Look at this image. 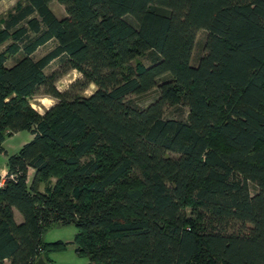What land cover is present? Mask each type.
<instances>
[{"label": "trees", "instance_id": "1", "mask_svg": "<svg viewBox=\"0 0 264 264\" xmlns=\"http://www.w3.org/2000/svg\"><path fill=\"white\" fill-rule=\"evenodd\" d=\"M50 1L0 16V151L32 135L5 159L0 264H50L66 246L42 238L53 223L76 226L83 264H264V0H56L62 17ZM39 88L56 99L43 112Z\"/></svg>", "mask_w": 264, "mask_h": 264}, {"label": "rangeland", "instance_id": "2", "mask_svg": "<svg viewBox=\"0 0 264 264\" xmlns=\"http://www.w3.org/2000/svg\"><path fill=\"white\" fill-rule=\"evenodd\" d=\"M25 0H0V16L7 17L10 13L14 12L20 5L24 4ZM49 7L55 13L57 17H62L65 14L64 7L62 4L57 2L56 0H52L49 2ZM130 19V18H128ZM207 31L205 29H200L197 32L196 42L193 49L192 55V63H197L198 58L200 55L204 53V42L207 37ZM10 42V39L3 42L0 45V50L5 47V45ZM55 44L54 39H50L43 45H40L34 52L33 57L37 58L47 52L50 48H52ZM19 55H15L7 59L6 64H12L15 59ZM143 63L149 64L150 63V56L146 53L140 55L138 57ZM135 61H133L134 63ZM59 68V61L58 59H53L45 68V73H50L52 70ZM81 77V72L77 68H72L62 74L56 81L55 85L59 90H64L69 87L71 82L75 79ZM95 88L93 83H90L85 89L83 90V94L88 95L90 94L93 89ZM157 95V89H151L145 93L139 95H130L134 101L138 104L144 105L150 101H152ZM29 103L33 108H35L39 112H43L44 109L51 106L56 99L52 96L43 93V89L39 88L37 92L30 97ZM188 113V107L182 104L179 105H167L164 109L165 116H176V117H186ZM31 133L26 130H19L13 132L12 134L8 135L4 141L2 142V146L4 151L9 154L12 152L17 151V149L29 139H31ZM0 151V166L3 165L5 162V152ZM31 178V173H29L28 180ZM45 186L44 182H40L39 188L42 190ZM255 183L251 182L252 191H255ZM21 220V216L19 221ZM77 231L76 226L73 223H53L50 226L46 227V229L42 233V238L46 241H55V240H62L66 242V246L64 249L59 251H54L50 253L51 262L50 264H83L87 262V256L85 255H78L76 253V243L73 241L74 235Z\"/></svg>", "mask_w": 264, "mask_h": 264}, {"label": "crops", "instance_id": "3", "mask_svg": "<svg viewBox=\"0 0 264 264\" xmlns=\"http://www.w3.org/2000/svg\"><path fill=\"white\" fill-rule=\"evenodd\" d=\"M5 154L7 155L6 152H5ZM6 155H5V159H6ZM6 171H7V170H6V166H5V162H4L3 165L0 166V178L2 179V183H3V181H4ZM29 173L32 174V169L29 170ZM28 176H29V175H28ZM13 216H14V219H15L16 221H19L21 215H20V213H19L15 208H13Z\"/></svg>", "mask_w": 264, "mask_h": 264}, {"label": "water", "instance_id": "4", "mask_svg": "<svg viewBox=\"0 0 264 264\" xmlns=\"http://www.w3.org/2000/svg\"><path fill=\"white\" fill-rule=\"evenodd\" d=\"M33 264H47V263H46V261L44 260V258L42 256H38L34 260Z\"/></svg>", "mask_w": 264, "mask_h": 264}, {"label": "built area", "instance_id": "5", "mask_svg": "<svg viewBox=\"0 0 264 264\" xmlns=\"http://www.w3.org/2000/svg\"><path fill=\"white\" fill-rule=\"evenodd\" d=\"M2 184V179L0 178V185Z\"/></svg>", "mask_w": 264, "mask_h": 264}]
</instances>
